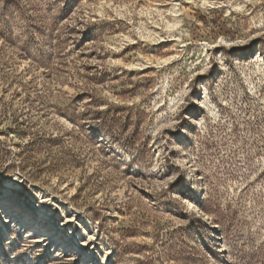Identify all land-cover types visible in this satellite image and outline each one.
I'll list each match as a JSON object with an SVG mask.
<instances>
[{
	"label": "rangeland",
	"instance_id": "374dc122",
	"mask_svg": "<svg viewBox=\"0 0 264 264\" xmlns=\"http://www.w3.org/2000/svg\"><path fill=\"white\" fill-rule=\"evenodd\" d=\"M101 263L264 264V0H0V264Z\"/></svg>",
	"mask_w": 264,
	"mask_h": 264
},
{
	"label": "bare ground",
	"instance_id": "6f19581e",
	"mask_svg": "<svg viewBox=\"0 0 264 264\" xmlns=\"http://www.w3.org/2000/svg\"><path fill=\"white\" fill-rule=\"evenodd\" d=\"M38 211L41 212V209H39ZM39 214H40L39 216L42 217V214H41V213H39ZM44 219H45V218H43L42 220H44ZM70 235H71V234H67V235L65 236L64 239L69 240V239H70ZM216 239H218V238H216ZM82 247H83V246H77L76 249H77V250H81ZM100 262H102V260H101ZM101 264H102V263H101Z\"/></svg>",
	"mask_w": 264,
	"mask_h": 264
}]
</instances>
